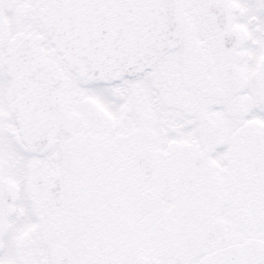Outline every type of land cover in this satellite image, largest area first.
<instances>
[{
    "label": "flooded vegetation",
    "instance_id": "obj_1",
    "mask_svg": "<svg viewBox=\"0 0 264 264\" xmlns=\"http://www.w3.org/2000/svg\"><path fill=\"white\" fill-rule=\"evenodd\" d=\"M264 242V0H181L147 67L82 77L0 0V264H203Z\"/></svg>",
    "mask_w": 264,
    "mask_h": 264
},
{
    "label": "water",
    "instance_id": "obj_2",
    "mask_svg": "<svg viewBox=\"0 0 264 264\" xmlns=\"http://www.w3.org/2000/svg\"><path fill=\"white\" fill-rule=\"evenodd\" d=\"M53 43L82 77L113 79L147 67L175 45L181 0H35ZM203 264H264V242L247 240Z\"/></svg>",
    "mask_w": 264,
    "mask_h": 264
}]
</instances>
